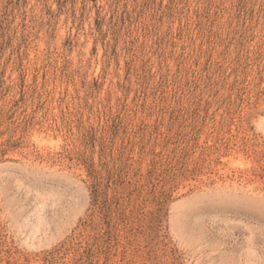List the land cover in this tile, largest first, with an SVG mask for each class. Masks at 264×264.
<instances>
[{"label":"rangeland","instance_id":"rangeland-1","mask_svg":"<svg viewBox=\"0 0 264 264\" xmlns=\"http://www.w3.org/2000/svg\"><path fill=\"white\" fill-rule=\"evenodd\" d=\"M0 264H264V0H0Z\"/></svg>","mask_w":264,"mask_h":264},{"label":"trees","instance_id":"trees-1","mask_svg":"<svg viewBox=\"0 0 264 264\" xmlns=\"http://www.w3.org/2000/svg\"><path fill=\"white\" fill-rule=\"evenodd\" d=\"M121 171L119 170L118 173H111L109 172L108 175H107V182H112L114 185H118L120 179H121ZM90 177L92 179V185H91V188H92V198H94V202H97L100 194H99V187H100V181H99V178H98V174L94 171H92L90 173ZM96 204V203H95ZM84 227L87 226V223H84L83 224Z\"/></svg>","mask_w":264,"mask_h":264}]
</instances>
